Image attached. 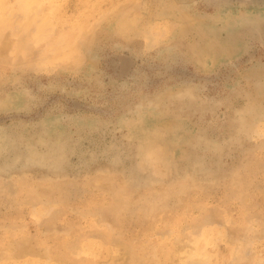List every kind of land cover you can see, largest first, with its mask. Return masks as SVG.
Returning a JSON list of instances; mask_svg holds the SVG:
<instances>
[{"label":"rangeland","instance_id":"obj_1","mask_svg":"<svg viewBox=\"0 0 264 264\" xmlns=\"http://www.w3.org/2000/svg\"><path fill=\"white\" fill-rule=\"evenodd\" d=\"M0 264H264V0H0Z\"/></svg>","mask_w":264,"mask_h":264}]
</instances>
